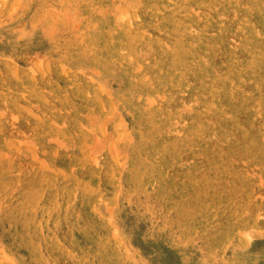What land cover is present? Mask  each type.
<instances>
[{"label": "rangeland", "instance_id": "obj_1", "mask_svg": "<svg viewBox=\"0 0 264 264\" xmlns=\"http://www.w3.org/2000/svg\"><path fill=\"white\" fill-rule=\"evenodd\" d=\"M0 264H264V0H0Z\"/></svg>", "mask_w": 264, "mask_h": 264}]
</instances>
